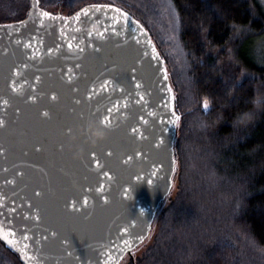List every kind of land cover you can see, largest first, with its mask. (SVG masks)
Masks as SVG:
<instances>
[{
    "label": "water",
    "instance_id": "95a60500",
    "mask_svg": "<svg viewBox=\"0 0 264 264\" xmlns=\"http://www.w3.org/2000/svg\"><path fill=\"white\" fill-rule=\"evenodd\" d=\"M177 116L135 17L110 4L55 14L32 0L24 20L0 24V240L24 264H121L173 190Z\"/></svg>",
    "mask_w": 264,
    "mask_h": 264
},
{
    "label": "trees",
    "instance_id": "16d2710c",
    "mask_svg": "<svg viewBox=\"0 0 264 264\" xmlns=\"http://www.w3.org/2000/svg\"><path fill=\"white\" fill-rule=\"evenodd\" d=\"M2 1L0 24L28 16L32 0ZM38 1L55 14L91 4L127 11L147 29L175 92L173 190L121 264H264V64L251 55L264 39L259 0ZM0 264L24 263L0 240Z\"/></svg>",
    "mask_w": 264,
    "mask_h": 264
},
{
    "label": "rangeland",
    "instance_id": "374dc122",
    "mask_svg": "<svg viewBox=\"0 0 264 264\" xmlns=\"http://www.w3.org/2000/svg\"><path fill=\"white\" fill-rule=\"evenodd\" d=\"M9 1L10 0H3L2 2L7 3ZM259 3L262 5V7L264 9V0H259ZM21 4H22V1H21ZM0 16H1V14H0ZM0 19H1V17H0ZM251 55L254 58L256 63H259L260 65L264 64V39L262 41H260L258 44H256L254 47H252ZM141 251H142V249H141ZM141 251L139 250L138 252L141 253ZM135 254L137 255V251L135 252Z\"/></svg>",
    "mask_w": 264,
    "mask_h": 264
},
{
    "label": "snow or ice",
    "instance_id": "6c2138e0",
    "mask_svg": "<svg viewBox=\"0 0 264 264\" xmlns=\"http://www.w3.org/2000/svg\"><path fill=\"white\" fill-rule=\"evenodd\" d=\"M43 15L48 16L49 14L45 12V13H43ZM166 78H167V77L165 76V79H166ZM13 86H14V85H13ZM204 107H205V108L208 107V102H207V100L204 101ZM109 111H111V110H109ZM45 115H47V114L45 113ZM175 119L178 121V120H179V117L177 116ZM0 123H2V122H0ZM100 123H101L103 126H107V124H108V119H107V117H105L103 120H101ZM134 158H135V154H132V155H129L127 159H128L129 161H131V160H133ZM95 163H96V166L99 168V167H100V161L97 160V161H95ZM105 174H106V173H105ZM87 203H88V201H87V199L85 198V199L83 200V204L86 205ZM66 207H67V206H66ZM71 207H72L73 209H75V207H76L75 202H72V203H71ZM4 239L8 240V243H9V244H12V243H13V241H12L11 239H9L8 237H4ZM25 257H26V259L28 258L26 253H25Z\"/></svg>",
    "mask_w": 264,
    "mask_h": 264
},
{
    "label": "clouds",
    "instance_id": "9594fccd",
    "mask_svg": "<svg viewBox=\"0 0 264 264\" xmlns=\"http://www.w3.org/2000/svg\"><path fill=\"white\" fill-rule=\"evenodd\" d=\"M246 121H247V118H241L239 120V123L244 124V123H246ZM105 136H106V133L102 129H100V128H94L93 129V137L96 141L103 140L105 138Z\"/></svg>",
    "mask_w": 264,
    "mask_h": 264
}]
</instances>
